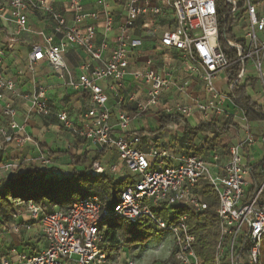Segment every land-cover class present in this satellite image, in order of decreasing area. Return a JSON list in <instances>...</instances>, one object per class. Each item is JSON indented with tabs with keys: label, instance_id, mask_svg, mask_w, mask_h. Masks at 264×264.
Returning a JSON list of instances; mask_svg holds the SVG:
<instances>
[{
	"label": "built area",
	"instance_id": "built-area-1",
	"mask_svg": "<svg viewBox=\"0 0 264 264\" xmlns=\"http://www.w3.org/2000/svg\"><path fill=\"white\" fill-rule=\"evenodd\" d=\"M57 1L0 0V20L13 24V38L28 31V12L43 13L51 23V35H43V43L32 48L29 67L45 60L59 71L65 87L87 96L80 126L74 125L65 109L51 108L44 88H38L30 97V111L40 117L53 116L61 128L90 143L99 155L115 152L134 182L120 193L114 204L97 192L72 201L65 210L54 209L48 213L31 201L24 202L31 220L40 225L46 247L37 254H18L15 263L0 258V264H61L66 259L75 264H134L132 260L121 263L110 258L102 246V230L113 220L125 225L145 223L159 233H169L171 250L179 264H202L194 251L195 238L189 232L186 215L168 220L157 213L172 218L179 209L194 214L203 212L207 208L205 187L210 188L217 201L219 236L214 264H261L264 162L258 168L256 181H251L242 152L250 151L256 140L243 112L239 110L244 123L243 137L229 146L224 156L216 150L208 156L194 153L174 156L159 147L156 138L149 139L145 146L143 135L132 131L130 124L158 106L164 92L171 88L185 94L191 81L171 82L157 73L151 60H146L142 69L130 73L142 85L141 97L126 92L124 80L132 54L139 46L133 38L136 22L147 17L144 26L151 25L159 32V49L176 52L188 72L201 80L206 101L195 102L192 107L204 118L210 114L222 115L223 101L236 82L255 80L264 100V0H241V5L240 0H225L233 20V39L226 42L235 56L231 64L218 42L215 0H125L119 18L105 11L84 13V0H67V10L73 15L72 25L54 9ZM93 1L106 8L107 0ZM99 18L101 35L97 34ZM108 36L112 37L111 44ZM55 39L58 42L54 44ZM69 48L82 50L86 55L76 78L64 60ZM3 54L0 50V62ZM233 65H237L238 71L229 84L225 73ZM221 75H224L222 81L227 94L216 86ZM2 90L13 91L14 83L0 72ZM107 91L117 99L115 112L108 106ZM124 106L132 111L125 110ZM192 107L176 105L168 113L187 119ZM0 108L8 120V127L0 125V148L13 142L23 144L28 138L19 136L21 128L12 121L15 115L12 105L5 102ZM42 163L48 162L42 160ZM9 167L0 165V175ZM91 168L95 175L104 173L98 162Z\"/></svg>",
	"mask_w": 264,
	"mask_h": 264
},
{
	"label": "crops",
	"instance_id": "crops-1",
	"mask_svg": "<svg viewBox=\"0 0 264 264\" xmlns=\"http://www.w3.org/2000/svg\"><path fill=\"white\" fill-rule=\"evenodd\" d=\"M125 0H107L106 8L98 6L93 0L83 1L84 13H100L106 12L114 17L119 18L124 10ZM54 9L60 12L66 19L68 25L73 24V15L67 10V0H58L54 5ZM28 31L22 35L13 38L14 26L11 22L0 20V50L4 52L0 62V72L3 77L10 79L14 83V90L0 91L2 106L5 102L12 105L15 110V115L12 121L21 128L19 136H27V140L21 145L15 142L3 144L0 148V165L8 164L9 168L4 170L0 175V192L8 179H14L17 172H22L29 166L46 171L47 176L55 175V169L62 167V163L69 169V173L73 170L80 171L82 166L89 162V170L92 171V164L98 162L103 168L104 173L111 174L115 180H120L125 176H129L126 169L119 163L116 153L114 158H110L104 162V155H99L95 148L90 143L75 138L71 133L60 127L57 120L53 116L40 117L31 113L30 97L38 88H44L49 104L53 110L65 109L76 126L82 124L84 107L86 106L87 96L80 92H75L72 89L65 87L59 76V71L55 70L45 60L36 62L29 67V56L34 46L43 43V35H51V23L43 13L28 12L27 13ZM146 18H140L135 25L133 38L139 42V46L132 54L129 62L128 74L125 77V91L133 92L137 97L143 94L142 85L140 82L134 81L131 72L143 68L146 60H151L154 69L158 74L168 78L174 83H183L191 81V85L187 88L185 94H179L175 88L164 92L160 103L155 108H151L140 119H135L131 122L130 127L134 132H139L143 135V144L145 146L149 139L156 138L159 147L167 150L174 156H180L186 153H194L202 156H208L213 150L224 156L226 149L239 142L243 137L241 124L225 122L224 124L237 125L239 130L236 139L233 143L220 145V138L230 134H223L218 138V145L213 150L204 151V139L213 138L211 132H203L196 135L192 143L187 140V135L184 131V123H169L161 127L160 119L163 116H173L168 113V110L173 109L176 105L192 107L195 102L204 103L206 95L201 80L190 75L187 66L183 65L179 56L174 51L160 50L157 39L159 32L155 31L151 25H146ZM87 23H90L89 21ZM97 34L101 35V18L97 20ZM166 25V24H165ZM165 26L161 27L164 30ZM42 34V35H41ZM109 44H111V36H108ZM58 39L54 40V44ZM64 60L72 76L76 78L80 75V66L86 60V55L82 50L69 48L66 51ZM221 75L216 82L217 88L223 87V77ZM246 84V94L250 100L264 109V102L261 96L260 87L255 80L244 83ZM108 106L115 112L117 99L113 94L107 91ZM264 101V100H263ZM1 109V108H0ZM124 109L131 112L124 106ZM223 110L221 116L209 115V118H204L203 114L192 107L191 116L184 119L187 125L191 128L197 126L201 122L210 123L213 126L220 127L222 118L229 116H240L239 109L226 98L223 101ZM228 116V117H227ZM219 121V122H217ZM111 123L114 124V118H111ZM251 124V123H249ZM262 124L264 122L255 123ZM0 125L8 127V120L2 115L0 110ZM223 125V124H222ZM221 125V126H222ZM212 134L213 136H208ZM204 135L202 142L199 137ZM261 140L256 141L250 151L242 152L243 162L250 169L251 181H256L258 178V169L256 170V178L252 177V166L261 162L264 157V129L261 132ZM39 144L44 153L39 151ZM200 150H203L199 153ZM60 152L61 154H55ZM86 153L88 162L83 165L72 166L71 158L80 156ZM53 154V155H52ZM91 158V159H90ZM35 160H41V163H36ZM42 160L48 162L43 164ZM223 160L222 163H224ZM27 164V167L26 164ZM45 165L42 166V165ZM66 164V165H65ZM25 167V168H24ZM115 170L112 172V169ZM52 170V173L47 171ZM71 175V174H70ZM67 175L66 176H70ZM76 200V199H74ZM72 200V201H74ZM71 201V202H72ZM59 210L57 206H53L52 210ZM51 210V211H52ZM63 210V209H60ZM40 225L33 222L26 209V205L21 201H13L8 199L7 202H0V258H5L11 263L16 262L18 254L33 255L40 253L46 247L45 241L42 238ZM146 244V243H145ZM145 244L142 246H133L139 253L144 252ZM132 248V247H131ZM171 242L168 254H170ZM114 259L125 263L127 260H132L134 264H152L151 258L147 261H141V255H129L127 247H118V251H112ZM130 256L133 258L130 259ZM61 264H75L72 260H63Z\"/></svg>",
	"mask_w": 264,
	"mask_h": 264
},
{
	"label": "trees",
	"instance_id": "trees-1",
	"mask_svg": "<svg viewBox=\"0 0 264 264\" xmlns=\"http://www.w3.org/2000/svg\"><path fill=\"white\" fill-rule=\"evenodd\" d=\"M241 5V0L240 3ZM216 22L218 29V42L221 51L231 64L234 61V52L228 48L226 42L233 39L232 26L233 20L229 15L230 5L225 0H215ZM238 71L237 65H233L227 70L225 76L229 84L235 80ZM246 84L235 83L229 89L227 98L243 112L244 119L247 123L264 122V109L253 103L246 94ZM184 123V131L187 140L192 143L196 135L203 132H211L213 138L204 139V151L213 150L218 145V138L229 132L237 133V125L223 124L220 127L213 126L210 123L201 122L191 128L186 121L178 116H163L160 119L161 127L169 123ZM264 141V136H263ZM39 151L43 150L37 144ZM203 150H200L199 153ZM55 154H61L57 152ZM53 155V154H52ZM88 162L86 153L71 158V165L78 166ZM264 162L252 166V177L256 178V170ZM134 179L128 176L120 180L108 173L95 175L91 170L83 169L80 171L73 170L70 176L57 177L56 175L47 176L46 171L29 166L22 172H17L14 179H8L0 192V202H7L8 199L13 201L28 202L40 206L45 212H51L53 206L60 209H67L74 199H79L90 193H99L104 196L110 204H114L120 193L128 186L132 185ZM204 198L207 202V208L201 213L194 214L185 209H179L174 212V216L169 218L165 214L157 213L164 219L173 220L178 216L185 214L189 232L194 235V251L201 259L202 264H214V251L219 236L217 217L215 214L217 201L210 190L205 187ZM159 232L152 225L145 223L137 225H125L119 220L109 221L102 230V246L107 251L110 258H114L112 251H118L117 239L122 240L124 247L142 246ZM261 264H264V239L260 246ZM152 264H179L176 260L175 253L171 250L165 261L153 262Z\"/></svg>",
	"mask_w": 264,
	"mask_h": 264
},
{
	"label": "rangeland",
	"instance_id": "rangeland-1",
	"mask_svg": "<svg viewBox=\"0 0 264 264\" xmlns=\"http://www.w3.org/2000/svg\"><path fill=\"white\" fill-rule=\"evenodd\" d=\"M221 92L223 94H227V88L225 86L221 87ZM263 102H264L263 100H259V103H263ZM217 122H219V121H217ZM220 122L221 123H219V126H221L225 122H231V123L244 125L243 121L241 120V117L238 115H236L235 117L229 116L228 118H222ZM248 126L250 128L251 133L254 135L255 140L259 142L261 140L260 135H261L262 130L264 129V126L262 124H255V123H251ZM207 135L211 136V137L213 136L212 134H210V135L207 134ZM204 137H205L204 135H201L199 137V141L202 142V138H204ZM235 139H236V135L231 132L230 134L220 138V145H227V144L233 143L235 141ZM113 156H114L113 152L105 153L104 160L100 163L104 164V162L106 160L112 158ZM35 161H36V163H41V160H35ZM24 164H26V163H24ZM61 165H62V167H60L59 169L58 168L55 169L56 170L55 175L57 177H64V176H66V174L70 175L71 173H69V169H67L63 163ZM42 166L45 167V165H42ZM25 167H27V164ZM81 169H88L89 170V162L86 165L82 166ZM47 172L52 173V170L47 171ZM150 207H151V204H150ZM170 242H171V247H172V239H171L170 234L166 233V232H162V233H158V235L151 237L146 242L145 247H144V252H142V253H139V251H136L135 247H132V248L127 247V248L129 250V255H131V254L136 255V256L141 255V261L142 262L147 261L150 258H151V261H153V262H161V261H165L169 256L168 252H169V248H170ZM117 244H118L119 248L124 247L122 245V240L117 239ZM170 252H171V250H170ZM132 258L133 257L130 256V259H132Z\"/></svg>",
	"mask_w": 264,
	"mask_h": 264
}]
</instances>
